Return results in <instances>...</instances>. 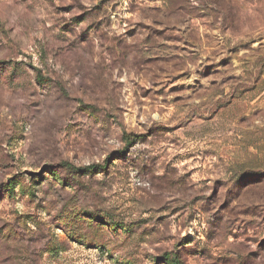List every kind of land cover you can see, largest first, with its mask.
Here are the masks:
<instances>
[{"label":"rangeland","instance_id":"1","mask_svg":"<svg viewBox=\"0 0 264 264\" xmlns=\"http://www.w3.org/2000/svg\"><path fill=\"white\" fill-rule=\"evenodd\" d=\"M166 254L264 264V0H0V264Z\"/></svg>","mask_w":264,"mask_h":264},{"label":"trees","instance_id":"2","mask_svg":"<svg viewBox=\"0 0 264 264\" xmlns=\"http://www.w3.org/2000/svg\"><path fill=\"white\" fill-rule=\"evenodd\" d=\"M37 76H38V79H39L40 81L47 80V79H45V78L42 76L41 73H38ZM125 136H126L127 140L130 141V139H131V135H130V134H129V135L127 134V135H125ZM64 165L69 167V163H68V162H65ZM97 166H98V165H95V164H93V165H88V166H85V167L83 168V170H84V172H92L93 170L99 168V167H97ZM68 167H67V168H68ZM113 226H121V223H117V225H113ZM164 260H165V262H167L168 264H181V263H180V259H179L176 255L166 254L165 257H164Z\"/></svg>","mask_w":264,"mask_h":264}]
</instances>
